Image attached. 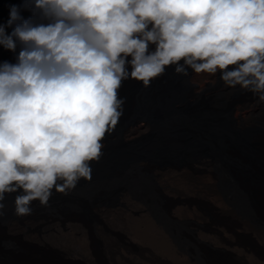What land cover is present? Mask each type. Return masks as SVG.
I'll use <instances>...</instances> for the list:
<instances>
[{
    "label": "clouds",
    "instance_id": "clouds-1",
    "mask_svg": "<svg viewBox=\"0 0 264 264\" xmlns=\"http://www.w3.org/2000/svg\"><path fill=\"white\" fill-rule=\"evenodd\" d=\"M0 23V209L47 207L91 179L106 133L124 114L122 81L220 74L264 102V0H23ZM11 28V31H7ZM154 50L149 51V46ZM130 57V59H128ZM130 66V70L129 67ZM59 181V183H58Z\"/></svg>",
    "mask_w": 264,
    "mask_h": 264
},
{
    "label": "bare ground",
    "instance_id": "bare-ground-1",
    "mask_svg": "<svg viewBox=\"0 0 264 264\" xmlns=\"http://www.w3.org/2000/svg\"><path fill=\"white\" fill-rule=\"evenodd\" d=\"M12 4L20 7L21 16L26 18L27 8L23 7V0H10L8 6H0V23H5L9 19V8ZM30 13L32 15L31 10ZM7 31L10 32L11 28ZM154 47L150 45L149 51L154 50ZM5 50L0 46V56ZM127 67L130 70V66ZM204 75L206 73L197 74L189 69L188 75L175 77L170 70L154 79L151 87L147 88L142 86V82L131 78L122 81L118 95L126 98L124 106L134 102V90H137V97L144 93V100H150V104L156 108L157 119L147 115L130 116L119 132L124 138L149 132L151 147L165 149V152H174L180 156L174 161L158 162L139 155L125 162L124 168L111 167L109 170L108 167L102 175L79 181L67 195L53 189L45 210L43 209L45 206H42L38 200H34L31 204L32 214L27 216L16 215L15 197L5 198L4 208L0 209V264H82V261L73 259L78 257H81V260L84 259L83 262L96 264H264V102L258 99L257 94L250 93L235 105V112H237L236 107L242 105L257 108V110L262 108L263 113L259 134L246 144L242 139V145L245 144L244 149L237 148L236 146L240 144L238 138L241 132L242 115L239 118L235 116L239 124L232 131L226 132L221 124L208 114L183 109L189 103L184 98L175 97L173 94L177 83L190 89L192 95L201 93L203 89L200 86L197 90V83L203 81ZM217 86L221 92L231 89L224 82ZM110 133L112 131L106 133L101 141L102 155L94 162L104 160V154L110 142L108 137ZM204 133L209 134L208 141H211L213 148H217V151L221 153L225 162L222 170L218 171V165L212 153H192L198 145L206 142L203 138ZM110 161L108 160V163ZM200 168L204 172L201 178L205 181L206 187L201 196L208 198L207 201L210 200L220 212L229 216L230 222L223 223L221 230L214 225L206 226L203 221L206 218L197 206L178 203L169 209L165 192L169 193L173 190L167 185L170 181L168 178L178 179L183 185L184 194L192 197V194L197 192L191 191L194 187L190 183V176ZM143 170L147 171L145 182L151 198L136 193L129 186L130 182H137L141 180V177L143 178L140 174ZM107 190L111 191L109 197H105ZM107 213L114 215L123 213L129 223L124 224L125 226L111 223L112 226L109 227L103 222ZM223 213L221 214L224 215ZM180 219H184L189 224L191 233L198 242L210 243L218 247L224 246L232 253L218 255L219 258L213 260L198 253L200 251L192 250L188 246L189 240L185 239V237L192 239L187 235L188 227L183 223L184 220L180 222ZM113 221L116 222V220ZM36 223H42L41 227L29 233L27 230L29 225L34 228ZM174 224L179 228L175 229ZM51 226L56 227L59 235L62 233L60 237L68 233L71 236L75 235L76 241L86 251L80 253L81 251L77 252L79 249L75 248V252L70 249L67 252L59 246H57L59 249H55V245L52 247L46 245V241L39 236L40 233L42 236L46 234ZM235 228L243 233L246 242L236 243L230 241L229 237V240L224 238L223 235L228 236L229 232L236 231ZM21 229L22 235L12 234ZM119 230L125 235L120 234ZM97 236L106 244L110 243L106 254H112L109 257L111 263L106 257L102 259L103 251L98 253L92 247L90 248L92 242L90 238L94 239L93 237L97 238ZM25 238H36L35 240L42 244H32L25 241ZM113 239L117 243H114L111 248ZM103 245H105L104 242Z\"/></svg>",
    "mask_w": 264,
    "mask_h": 264
},
{
    "label": "rangeland",
    "instance_id": "rangeland-1",
    "mask_svg": "<svg viewBox=\"0 0 264 264\" xmlns=\"http://www.w3.org/2000/svg\"><path fill=\"white\" fill-rule=\"evenodd\" d=\"M9 2H10V0H0V6H3V7L6 6V5L8 6ZM29 16H31V13H30V10L27 9L26 10V18H28ZM17 50H19V47L17 48ZM10 53H11V51L6 49L2 53V55L0 56V62L9 61L10 63H16V56L18 54V51H17V53L15 55H14V52H12L13 56H12V53H11V57H9ZM170 70H171V74L173 76H175V77L179 76L178 74L174 73L173 67H171V66L167 68L166 72H168ZM204 78H203L204 82L200 81L199 82L200 84L197 83L198 84L197 85V90L199 89L198 87H200V86L203 89L201 93L192 95L190 89H188L184 85H181V84L177 83L174 86L175 88L173 90L174 96L175 97L177 96L178 98H181V99L184 98V100H186L189 103V105L187 107L183 108V109L194 111V112H202V113L208 114L214 120L218 121L221 124L222 128L226 132L232 131L233 128L236 127L237 124H239L237 122L236 118H239V116L242 115L243 117H242V120H241V123H240L241 132H240L239 138H238L240 140V144H239V146H236V147L244 149L243 148L244 145L247 142L251 141L252 138L257 136V134H259L258 132H260L261 122H262V118H263L262 108H261V110H257V108L253 109V108H249L247 106L245 107V106H242V105H238L236 107V109H237L236 111L237 112H235L234 111V107L238 103V101H240L242 98H244L245 96H247L251 92L244 91V90L240 89L239 86H237L235 88H231L230 90H228L226 92H221L220 89H219V86H217V85H219L220 83L223 82L220 79L219 72L216 75H213V76L211 74L206 73V75H204ZM152 84H153V81H152ZM204 89H205V91H204ZM207 89H209V90H207ZM147 93H149V92H147ZM143 95H144V93H142L140 95V97H137V90H134V102L124 106V114H123V116L121 117L119 123L116 125L115 129L112 130V133H110V136H108L109 139H110V142H109L108 147H107V149L105 151L104 160L100 161V162H94V161H90L89 162L90 166H91V169H92L91 176L102 175L104 173V171L108 167H109L108 168L109 170H111V167H117V168H121L122 167V168H124L125 162L129 161L130 159H135L139 155H144L145 157H147V158H149V159H151L153 161H158V162H161V161H164V160L174 161L176 158H178L180 156L179 154H176L174 152H170V153L165 152V149L164 150H159L157 147H155V148L151 147L149 145V141H150L149 132L144 133V134L132 135L129 138L128 137L124 138L123 135L121 134V132H119V130L123 127V125L125 124L126 120L130 116L147 115V116H149V117H151L153 119H157L156 108L152 104H150V102H149L150 100H144ZM235 116H236V118H235ZM203 138H204V140L206 142L203 143V144L198 145V147L195 148L192 153H198V152L199 153L200 152H210V153H212L214 155L215 159H216V164L218 165L217 166L218 171H219V169L222 170L224 168L223 166H224L225 162H224V160H223V158L221 156V153L217 151V148H213V145H212L211 141L210 142L208 141V139H209V134L208 133H204L203 134ZM242 139L245 141V144H243V145H242ZM108 160H111V161L108 163ZM203 173L204 172L200 168L197 171H195L194 173H192V175L190 176V179H191L190 183L194 187V189H192L191 191H196L198 195L197 194H192V197L191 196L187 197V195L184 194L183 185L181 184V182L178 181V179H176V178H170L169 177L168 180H170V181H168L167 185L173 191L171 192V190H170L169 193L165 192V196L168 198L169 209L172 207V205H177L178 203H179V205H183V203H184V204H189L192 207H196L197 206L202 211V213L204 214V218H206V219L203 220L204 224L206 226H208V227L209 226L212 227L214 225V226H217V229L218 228L220 229L223 223L226 224V223L230 222L229 216L224 214L223 212H220V210H218L213 205V203L210 202V200L207 201L208 198L206 199L205 197L201 196L202 191H204L206 189L205 181H203V178H201ZM140 174L143 175V178L141 177V180H138L137 182H133V181L130 182L129 186L136 193L142 194V195H147V196H149V198H151V196H150V194L148 192L149 190L147 189L146 182H145L146 181L145 179L147 178V171L143 170V171H141ZM192 177L195 178V179H193ZM82 179H84V178H81L79 181L81 182ZM58 183H59V181H58ZM196 183H198V184H196ZM193 184H195V185H193ZM224 184L225 183L223 182V185ZM174 188H175V190H174ZM110 193H111V191L107 190V192L105 193V197H109ZM181 193L184 196L186 195V197H182L181 198V196H183V195H181ZM18 194H20V193L17 192V193L6 194V198L15 197ZM174 196H176V197H174ZM203 199H205V200H203ZM158 201H160V200L158 199ZM154 204H156L158 206L157 203H154ZM46 208L47 207H45L43 209L45 210ZM214 213H216L217 215H215ZM221 213H223L224 215H222ZM109 214L110 213H107L105 218H103V216H102V218L104 219L103 222H105V224H108L109 227L112 226L113 224L125 226L126 224L129 223V221L127 219H125V214L123 216V213L120 214L121 216L118 213L115 214V215L113 213H111L110 215ZM115 216H116V218H115ZM207 217H209V218H207ZM109 219H111L112 222ZM113 220H116V222L113 221ZM183 220L184 219H180V222H183ZM109 221H110V223H109ZM113 222H115V223H113ZM111 223H112V225H111ZM183 223H185L187 225V227H188L189 233H187V235L191 236V238H192L190 240V238H188V237L186 238L185 237L186 235L184 236L185 239L189 240V245L188 246L192 250H194L196 252L200 251L198 253H201V255H205L207 257H210L213 260L218 259L220 255H224L225 253H227V254L228 253H232V251H230L226 247L224 248V246H222V247L219 246L218 247V246H213L210 243L209 244H207V243L202 244V243L198 242V240L191 233V229H190L191 227L189 226V224L185 220H184ZM41 224L42 223H40V224L38 223L36 226L34 225V228L32 227V225H29L27 230L29 231V233H32L36 228H40ZM174 228L178 229L179 226L174 224ZM22 229H25V228H22ZM22 229H21V231H19V230L17 231L16 230L12 234L13 235H22V233H23ZM31 229H33V230H31ZM236 229L237 228H235L234 230H236ZM237 230H239V229H237ZM237 230L233 231V232H229L230 234L228 233V236H226L227 234L223 235L224 238L227 239V240L230 239V241L236 242V243H238V242L239 243L246 242V240H245V238L243 236V233L240 232V230L237 232ZM38 231H39V229H38ZM53 231H55L54 233L56 235L53 233ZM119 231H120V234L125 235L124 232H122L121 230H119ZM232 233H234V235ZM61 234L62 233H60V235ZM60 235L56 231V227L55 226H51V227H49L47 229L46 234H43V236H42V233H40L39 237H42L41 239L46 241L45 242L46 245H48V246L51 245V247L55 245L54 246V248L56 247L55 249H57V248L59 249V247H61L63 249V251H67L68 252L69 249H70V250L75 252V248H77L76 250L79 249L77 252L81 251L80 253H82L83 251L84 252L86 251V250H84V247L82 245H80V243L78 241H76L75 235L71 236V234H69V233L62 235V237H60ZM92 235L95 236L94 234H92ZM70 236H71V238H73L71 241H70V239H71ZM231 236H232V238H231ZM56 237H57V239L59 241L56 239ZM67 237H68V239H67ZM228 237H229V239H228ZM49 238H50V240H49ZM93 238L95 240L90 238V240H92V242H93V243L92 242L90 243V248L92 247V249L95 252H98V253H101L102 251L103 252L105 251L104 253L102 252V254H104L102 259L104 257H106L107 261L108 260L110 261L109 257L112 256V254L111 253H110L111 255H107L106 254L107 253L106 251L108 249L107 247L110 246V243L108 242L106 244V242L101 240L98 236H97V238H95V237H93ZM25 239H24L25 241L31 242L32 244H36V245L37 244L38 245L42 244V243H39L37 240H35L36 238L35 239L34 238H30V239L25 238ZM65 239H67V240H65ZM32 240H34V241H32ZM102 241L104 242L105 245H103ZM111 242H112V240H111ZM114 243H117V242H115V240L113 239V243H111V248H113V244ZM196 243H197V245H196ZM57 246H59V247H57ZM75 246H78L79 248L75 247ZM81 246H82V249H81ZM61 248H60V250H62ZM90 248H89V251H90ZM111 258H113V257H111ZM73 259L77 260V261H80V262L82 261L81 262L82 264H85V263L86 264H96L95 262H92V263L88 262V261L83 262L85 260L84 259L81 260V257L80 258L78 257L76 259L73 258ZM110 263H111V261H110Z\"/></svg>",
    "mask_w": 264,
    "mask_h": 264
}]
</instances>
